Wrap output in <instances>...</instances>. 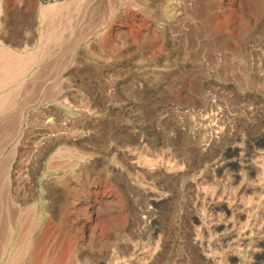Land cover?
<instances>
[{"label": "rangeland", "instance_id": "374dc122", "mask_svg": "<svg viewBox=\"0 0 264 264\" xmlns=\"http://www.w3.org/2000/svg\"><path fill=\"white\" fill-rule=\"evenodd\" d=\"M0 54V264H249L264 0H0Z\"/></svg>", "mask_w": 264, "mask_h": 264}, {"label": "bare ground", "instance_id": "6f19581e", "mask_svg": "<svg viewBox=\"0 0 264 264\" xmlns=\"http://www.w3.org/2000/svg\"><path fill=\"white\" fill-rule=\"evenodd\" d=\"M4 53V52H3ZM14 53V52H13ZM0 58H2L4 61H2V62H4L3 64H2V68L1 69H3L4 71H8L9 70V68H11L12 66H17L18 64L16 63V64H13V63H11V62H9V61H7V57H6V55L4 56V55H2V54H0ZM26 65V64H25ZM18 67V66H17ZM12 72V71H11ZM10 72V73H11ZM5 73H7V72H5ZM9 73V72H8ZM7 73V74H8ZM6 74V75H7ZM11 76V75H10ZM1 77V76H0ZM12 77V76H11ZM7 79H8V77H7ZM4 80V79H3ZM10 81V80H9ZM1 84H3L2 82H1ZM4 85V84H3ZM8 91V90H7ZM7 93V92H6ZM1 101V100H0ZM0 106H2L1 104H0ZM201 243V242H200ZM199 244V243H198ZM8 264H20V263H12L11 261H9L8 262ZM249 264H264V240H260V241H258L255 245H254V247H253V250L251 251V261L249 262Z\"/></svg>", "mask_w": 264, "mask_h": 264}, {"label": "crops", "instance_id": "0c3cea01", "mask_svg": "<svg viewBox=\"0 0 264 264\" xmlns=\"http://www.w3.org/2000/svg\"><path fill=\"white\" fill-rule=\"evenodd\" d=\"M42 6H45V5H43V4H27V7H42ZM8 7H10V6H8ZM27 75H29L28 73H27ZM23 85H25L26 84V82H27V76L24 78V80H23ZM22 89H23V87H22Z\"/></svg>", "mask_w": 264, "mask_h": 264}]
</instances>
